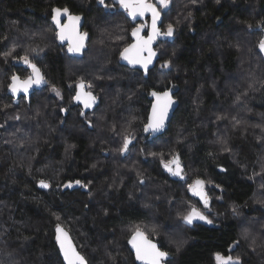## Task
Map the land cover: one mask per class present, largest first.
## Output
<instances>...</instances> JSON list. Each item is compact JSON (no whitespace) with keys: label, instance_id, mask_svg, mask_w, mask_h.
Returning <instances> with one entry per match:
<instances>
[{"label":"trees","instance_id":"obj_1","mask_svg":"<svg viewBox=\"0 0 264 264\" xmlns=\"http://www.w3.org/2000/svg\"><path fill=\"white\" fill-rule=\"evenodd\" d=\"M106 2L119 4L0 0V264H7L1 257L14 264H63L57 226L86 264H135L127 240L136 231L171 256L166 264H216L217 257L264 264V0H204L185 13L176 5L170 15L183 13L182 18L170 24L162 12L160 27L169 36L157 42V61L147 72L120 63L135 23L120 7L107 10ZM54 9L84 17L88 47L79 58L58 43L50 22ZM104 11L119 21L106 23ZM102 25H110L120 40H94ZM124 29H130L126 36ZM45 30L53 33L50 40ZM39 47L45 51L35 63L25 51ZM32 68L44 76V87L29 102L14 100L13 79H25ZM77 75L85 78L75 83ZM88 78L100 82V94L89 89ZM49 83L62 99L44 92ZM169 89L179 105L164 134L148 141L143 126L149 92ZM77 91L92 95L95 109L84 110ZM129 111L144 147L160 138L167 143L165 154L173 155V144L182 145L174 168L185 173L189 166L195 178L209 183L208 211L186 191L190 181L170 178L159 161L139 158L145 171L142 201L135 190L140 184L117 189L108 127L124 123ZM40 181L49 191L37 189ZM192 209L199 210L193 222L179 219ZM135 225L142 229L132 232Z\"/></svg>","mask_w":264,"mask_h":264},{"label":"water","instance_id":"obj_2","mask_svg":"<svg viewBox=\"0 0 264 264\" xmlns=\"http://www.w3.org/2000/svg\"><path fill=\"white\" fill-rule=\"evenodd\" d=\"M118 2V0L116 1ZM146 11L150 15L148 36L143 41L134 39L120 54V63L131 70L147 72L154 68L157 61V53L154 48L163 37L160 35L161 14L153 5H148ZM50 22L56 30L58 43L66 47V53L75 58H79L85 48L87 35L82 33L84 17L81 15H71L66 9H54ZM170 34V32H168ZM169 36L168 34L165 35ZM164 37V38H166ZM259 51L264 55V33L259 44ZM37 70V69H35ZM42 75L36 76L35 82L28 80L21 82L13 79L10 86V94L14 100L24 96L29 102L32 89H38ZM150 107L147 115V122L143 127V132L149 135V140L155 139L164 134L166 126L176 111L179 103L174 98V90L169 89L163 92L150 91L148 95ZM77 101L86 109H92L98 105V101L92 95L78 94ZM129 139L125 142L122 156L131 145ZM178 170V169H176ZM37 189L49 191L50 185L40 181ZM55 242L63 264H86L84 258L76 250L69 234L61 226L54 229ZM127 246L133 255L135 264H166L171 256L163 252L159 245L148 239L143 232H134L127 240Z\"/></svg>","mask_w":264,"mask_h":264},{"label":"rangeland","instance_id":"obj_3","mask_svg":"<svg viewBox=\"0 0 264 264\" xmlns=\"http://www.w3.org/2000/svg\"><path fill=\"white\" fill-rule=\"evenodd\" d=\"M204 0H167L166 5H164L163 7H161L162 11L165 13V17H166V21L170 24V23H178L177 20H180L182 17V14L185 13L187 11L188 8L191 7H198L201 4H203ZM105 8H108L107 10H113L114 8L117 9L119 7V5H114L112 2H106L104 3ZM176 5H181L180 9L181 11H183V13H179V19H176L171 16L170 12L172 10L173 7H176ZM185 15V14H184ZM104 16L105 18H107V22L106 23H111V22H115V21H119L118 18H115L113 13H109L107 11H104ZM186 16V15H185ZM126 21V20H125ZM255 25L257 26V22L255 23ZM256 26H250L247 25L245 26V28H250V27H256ZM131 29V28H130ZM130 29L126 30L124 29L125 35L127 33L130 32ZM97 35L94 37V40H100V41H104V42H110V43H114L120 40V38L116 37V31L110 26V25H102L99 27L98 31L96 32ZM43 36H45V38L53 36V33L51 34L49 31H44L43 32ZM15 42V41H13ZM11 41V43H13ZM88 47V44H86ZM13 45H10L9 50L11 49ZM45 48H35L33 51H35V53L32 52L31 54V49H27L28 51H25L26 55H31V60L36 62H40V55H42L43 51ZM15 50V49H13ZM22 60H24L22 58ZM243 64H245V62H243ZM72 69L74 68V66L71 67ZM159 70L163 69V65L159 64ZM85 78V76L83 75H77L73 80H75L74 82H78L79 80H83ZM87 81V85L89 87V89L94 90L96 92H98L99 94L101 93V91H97L96 88H98V84L100 82H96L91 78L86 79ZM50 83L48 84V86L46 87V90H44V92H47L48 94H53L56 95L57 99H62V94L61 92L55 88L54 86H49ZM72 85V83L70 84ZM41 97L43 96V92L38 93L35 97ZM54 99L50 100V103L52 105H54L53 102ZM111 102V101H106L105 102V106L102 108L103 112H107V110L105 108H107V104ZM57 103V102H56ZM55 103V104H56ZM113 105V104H112ZM35 107V106H34ZM111 109L108 110V112L110 113L112 111V106H109ZM61 109H66L65 105L63 104L62 107H60ZM93 116V115H92ZM93 119V117H89L87 118V120L89 121V123H91L90 121ZM94 120V119H93ZM124 123H121L120 125H116L115 123L109 125L108 129H111L112 131H110V133L108 132V136L111 137L113 140H111V142L108 144H110L111 149L108 150L109 153H111V158L113 159V166L116 170V176H120V181H118V187L117 189L123 188L125 186V184H130L131 182H133L134 185H138L140 184L139 187H137L136 193L138 196H140L141 198H139L138 200L142 201L143 195L145 193V188L144 185V172L142 170L143 165L140 163L139 158L141 157L144 160H152L153 161H159V164H162V167L164 168V170L167 172V174L170 172L168 170H171L173 168V166L175 164H177V162L179 161L177 158V154L179 152V149L177 148L178 146H182L181 144H177V142H175V144H173V146L175 148H172L171 150H173V155H169V154H165L164 150H162L167 144L166 141H164L163 139H156L153 142H150L147 146L145 145V147L143 146V143L141 141H139V139L137 138L136 134L134 131L136 128V126L138 125V123L136 122L135 119V115L133 113V111H129L128 112V116L127 119L124 120ZM108 126V123H107ZM124 131V132H121ZM121 132V133H120ZM131 137L132 139L135 140V144L130 148L129 154L127 156V158H122L121 153L122 150L124 148V142L126 138ZM115 138V139H114ZM217 144L222 142L221 137H218L215 141ZM6 145H10V143L8 142ZM170 150V151H171ZM175 155V156H174ZM170 176L172 175L171 172L169 173ZM194 171L192 168H190L188 166L187 171H185V173L183 174L182 178L183 180H186L187 182H189V184L186 186L187 187V192L189 194H191V185L197 186L196 182H200V187H202L203 189H205L206 187L209 186V183L206 182V180L202 179V178H195L194 177ZM191 183V184H190ZM152 189V188H150ZM149 192V190L147 191ZM128 197L130 198V194H128ZM213 199V197L211 196V200ZM139 201V202H140ZM192 201V200H191ZM210 203V201H209ZM141 206H146V204L140 202ZM208 207H206L204 209V213L207 210ZM194 209H192L189 212H192ZM187 213L185 215V212L183 211V216H181L179 219H184L185 222L187 223H191L193 222L196 218V216H194L192 213ZM185 215V216H184ZM151 216H154L153 213H151ZM201 220V219H198ZM156 228L158 229H163L161 228L159 225H156ZM142 229V225H135L131 228L132 232L135 230H141ZM143 230H146L145 227L143 228ZM142 230V231H143ZM160 232V231H159ZM152 236H155L156 238L159 237L161 238V236L156 235V234H151ZM177 234V233H176ZM245 237V236H244ZM174 238V236H173ZM245 241H248V238L245 239ZM256 244V243H255ZM251 247V245H250ZM252 248V247H251ZM1 259L7 263V264H14L12 259H7L4 257H1ZM233 260L230 259H225V258H221V257H217L216 258V264H232Z\"/></svg>","mask_w":264,"mask_h":264},{"label":"flooded vegetation","instance_id":"obj_4","mask_svg":"<svg viewBox=\"0 0 264 264\" xmlns=\"http://www.w3.org/2000/svg\"><path fill=\"white\" fill-rule=\"evenodd\" d=\"M118 3H119L118 4L119 7L133 20V23H135V26H134V28H133V30L131 32V36H132L131 43H132L134 41V39H137L139 41H143L148 36L149 22H150V15L146 11V8H148V5L155 6L156 9L159 11V13L162 16V12L163 11H162L161 7L166 5L167 0H118ZM159 28H160V35L164 39V37H166L165 36L166 34L163 32L161 27H159ZM82 33L85 34V32H83V31H82ZM154 51L156 52V48H154ZM35 69L36 68H32L31 69L30 75L28 77H26L25 79H19V80L21 82H26L28 80H31L32 82H35L37 74L40 73L42 75V73L40 71L35 70ZM43 81H44V76L42 75V78H41V81H40L42 83V85L38 89L33 88L31 93H34L35 92L34 90H39V89L43 88L44 87ZM80 92L83 93L84 95H89V94L85 93L84 91H77L76 99H78V94ZM31 93H30V95H31ZM34 95L36 96V93ZM11 97H12V95H11ZM22 98L25 99L24 96H21L17 100H20ZM82 107H83L84 110L89 111V110L95 109L96 106L94 108H92V109H89V110L86 109L83 105H82ZM143 137H145L148 141H151V140L148 139L149 135L144 134V132H143ZM127 139H129L132 142L131 145L128 147V149H129L131 146L134 145L135 140L132 139L131 137H129ZM126 140H125V142H126ZM125 142H124V144H125ZM175 166H176V164L173 166V168L171 170H168L172 174L170 176V174H169L170 172H169L168 173L169 177L172 178V179L183 180V178H182V176L184 174L183 171H181V169L176 170L174 168ZM196 184H197V186L191 185V194L193 195V197L196 200V202H198L199 204L203 205L204 208H206V207H208L209 200H208V198L205 195L204 189L202 187L198 186V185H200V182L198 181V182H196ZM191 213L194 216L195 215H199V214H196V213H199V210L196 211V212L193 210Z\"/></svg>","mask_w":264,"mask_h":264},{"label":"bare ground","instance_id":"obj_5","mask_svg":"<svg viewBox=\"0 0 264 264\" xmlns=\"http://www.w3.org/2000/svg\"><path fill=\"white\" fill-rule=\"evenodd\" d=\"M36 66V65H35ZM47 84V83H46ZM72 86V85H71ZM150 91V90H149ZM148 115V114H147ZM147 122V121H146ZM145 126V125H144ZM124 147H125V144H124ZM124 149V148H123ZM128 149V148H127ZM123 151V150H122Z\"/></svg>","mask_w":264,"mask_h":264}]
</instances>
